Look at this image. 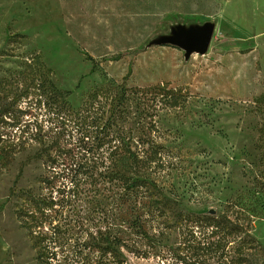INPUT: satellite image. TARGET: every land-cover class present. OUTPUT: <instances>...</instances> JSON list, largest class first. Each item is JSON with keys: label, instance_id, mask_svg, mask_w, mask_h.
<instances>
[{"label": "rangeland", "instance_id": "obj_1", "mask_svg": "<svg viewBox=\"0 0 264 264\" xmlns=\"http://www.w3.org/2000/svg\"><path fill=\"white\" fill-rule=\"evenodd\" d=\"M215 2L217 14L205 22L213 27L207 50L188 53L169 39L190 31L195 20L165 13L158 0H0V78L15 84L26 58L39 56L51 81L68 91L66 125L56 135L63 145L84 147L94 170V177L81 170L85 180L74 188L63 170L44 181L45 166L35 158L38 142L10 151L1 143L11 132L48 131L52 110L30 94L6 117L1 110L12 94L0 99V264H38L39 233L62 218L70 230L67 248L86 264H184L171 254H181L187 242L207 240L209 232L188 236L177 213L218 215L239 194L247 200L249 231L264 246V187L257 182L264 172L257 147L264 123V0ZM193 7L190 0L186 8ZM86 54L97 60L92 73ZM160 85L180 99L151 108L163 155L149 176L169 200L158 204L153 223L144 224L154 247L146 242L139 245L141 255L122 249L120 262L101 260L91 234L111 213L116 194L97 177L106 145L95 147L102 132L96 137V130L88 131L91 118L82 107L94 89H113L103 113L97 112L106 118L118 86ZM120 118L131 125L126 113ZM28 207L32 214L23 219ZM206 264H218L217 258Z\"/></svg>", "mask_w": 264, "mask_h": 264}, {"label": "trees", "instance_id": "obj_2", "mask_svg": "<svg viewBox=\"0 0 264 264\" xmlns=\"http://www.w3.org/2000/svg\"><path fill=\"white\" fill-rule=\"evenodd\" d=\"M86 57L91 61L89 72L92 73L97 60L89 54ZM12 82L15 84L12 85L6 78H0V99L7 101L9 93L12 94L11 102L3 103L6 108L1 110L2 115H10L12 106L30 94L38 95L40 103L49 107L53 115L50 117L48 131L11 132L2 140V148L10 151L23 147L29 141L38 142L40 147L35 158L45 166L44 181H48L49 176L58 174V170L71 174L69 181L73 188L81 180H85L80 175L81 170H85L88 177H94V170L86 164L85 148L63 145L56 135L66 125L65 111L68 104L65 98L68 91L58 89L51 81L49 69L44 66L40 57L26 58L24 68L14 74ZM111 91L113 89L110 88L91 91L82 112L89 114L91 118L87 124L88 131L96 130V137L97 133L102 132L101 137L95 138V147L106 145L97 168V177L100 182L108 183L116 194L111 213L108 217H103L104 224L96 233L91 234L90 243L101 260L120 262L122 249L141 255L139 245L147 242L148 246L154 247L149 242L152 237L144 224L151 220L153 223L158 217V204H166L169 200L162 195L157 182L149 176L151 167L163 155L153 136L156 121L151 108L156 109L157 102L164 106H175L179 103L180 96L175 90L164 88L163 85L147 89H125L118 86L112 97L117 101L116 105L109 108L106 118L104 114L97 115L98 111L103 113V104L110 97ZM123 103H127L126 107L120 106ZM116 113L119 114L118 117ZM122 113L129 115L130 126L126 118H120ZM259 131L257 147L264 165V123ZM91 147L89 146L88 151L92 150ZM263 173L261 171L257 179L260 187H264ZM68 195L67 197L73 196L72 189H69ZM28 199H31L30 196ZM246 201L245 196L239 194L235 200L227 201L218 215L178 212L180 227L188 236H194L196 231L209 233L207 240L187 242L183 245L181 254L173 253L172 257L180 259L184 264H206L211 258H217L218 264H264V246L252 236L249 223L246 222L250 216L245 206ZM21 214L25 219L32 212L28 207ZM70 241L68 222L66 218H62L50 231L39 233L36 243L37 263L86 264L83 258L76 259L75 254L67 248Z\"/></svg>", "mask_w": 264, "mask_h": 264}, {"label": "crops", "instance_id": "obj_3", "mask_svg": "<svg viewBox=\"0 0 264 264\" xmlns=\"http://www.w3.org/2000/svg\"><path fill=\"white\" fill-rule=\"evenodd\" d=\"M189 2L190 0H158L159 5L164 8L165 13H173L195 20L196 23L191 25L194 30L201 27L202 23L207 22L217 14L216 10L218 6L215 0H194V7L186 8V4Z\"/></svg>", "mask_w": 264, "mask_h": 264}, {"label": "water", "instance_id": "obj_4", "mask_svg": "<svg viewBox=\"0 0 264 264\" xmlns=\"http://www.w3.org/2000/svg\"><path fill=\"white\" fill-rule=\"evenodd\" d=\"M213 27L210 23H205L198 29L178 33L177 37L170 38L171 44L176 45L186 52L196 51L203 53L207 50L211 41Z\"/></svg>", "mask_w": 264, "mask_h": 264}]
</instances>
